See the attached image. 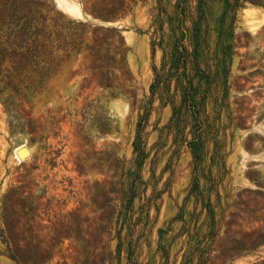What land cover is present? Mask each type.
<instances>
[{
    "label": "rangeland",
    "instance_id": "rangeland-1",
    "mask_svg": "<svg viewBox=\"0 0 264 264\" xmlns=\"http://www.w3.org/2000/svg\"><path fill=\"white\" fill-rule=\"evenodd\" d=\"M69 1L0 0V264H264V0Z\"/></svg>",
    "mask_w": 264,
    "mask_h": 264
},
{
    "label": "trees",
    "instance_id": "trees-1",
    "mask_svg": "<svg viewBox=\"0 0 264 264\" xmlns=\"http://www.w3.org/2000/svg\"><path fill=\"white\" fill-rule=\"evenodd\" d=\"M49 0H38V1H27L22 0L24 6L28 5L29 3H35L40 6H44ZM236 3H238V0H236ZM47 18L42 17L41 19L35 18V17H22L18 18L17 20H14L11 25H13L16 28L15 32L6 33L4 29L0 28V56H2V52L5 50V47L9 46H16L20 48H25V46L29 43L28 41L31 40V45L35 46L36 48L42 47L44 44L40 43V38L42 36V33L44 31V28L46 26ZM4 38H7L8 40L4 41ZM10 38H13V42L10 41ZM182 40H176V44L171 48L172 50V57H173V63L172 69L177 68L176 66L179 65L181 58L180 56L185 57V60L188 58L194 56V53H188L186 51V47L183 46V52H179L180 43ZM29 45V44H28ZM161 45V44H160ZM1 57L0 60V77L3 75V71L1 70V67L3 65V62L5 61ZM165 60V59H164ZM165 68V67H164ZM157 77H159L158 74H156ZM196 74H192L191 72H186L184 74V83L186 84L184 86V98L186 101L194 99V79ZM5 78H7L5 76ZM194 101H196L194 99ZM197 109V105H194V110ZM198 112V110H197ZM199 136L198 138L194 139L192 142L189 143V147L191 148L192 154L194 156V159L196 161H199L201 158V147L199 144Z\"/></svg>",
    "mask_w": 264,
    "mask_h": 264
},
{
    "label": "bare ground",
    "instance_id": "bare-ground-1",
    "mask_svg": "<svg viewBox=\"0 0 264 264\" xmlns=\"http://www.w3.org/2000/svg\"><path fill=\"white\" fill-rule=\"evenodd\" d=\"M56 2L60 9L66 11L67 13H69L70 15L74 17L80 18L83 14L81 7L78 3H75L69 0H56ZM15 155L19 159V161H24V159L22 158L28 157L29 153L26 148L20 147L19 149H17Z\"/></svg>",
    "mask_w": 264,
    "mask_h": 264
},
{
    "label": "water",
    "instance_id": "water-1",
    "mask_svg": "<svg viewBox=\"0 0 264 264\" xmlns=\"http://www.w3.org/2000/svg\"><path fill=\"white\" fill-rule=\"evenodd\" d=\"M24 151H26V150H24ZM29 153H30V151H29Z\"/></svg>",
    "mask_w": 264,
    "mask_h": 264
}]
</instances>
